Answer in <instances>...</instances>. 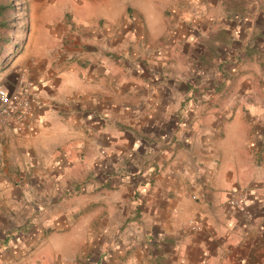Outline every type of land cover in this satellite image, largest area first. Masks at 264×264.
Returning a JSON list of instances; mask_svg holds the SVG:
<instances>
[{
    "label": "crops",
    "instance_id": "1",
    "mask_svg": "<svg viewBox=\"0 0 264 264\" xmlns=\"http://www.w3.org/2000/svg\"><path fill=\"white\" fill-rule=\"evenodd\" d=\"M27 9L0 65L30 99L0 119V264H264V0Z\"/></svg>",
    "mask_w": 264,
    "mask_h": 264
},
{
    "label": "built area",
    "instance_id": "2",
    "mask_svg": "<svg viewBox=\"0 0 264 264\" xmlns=\"http://www.w3.org/2000/svg\"><path fill=\"white\" fill-rule=\"evenodd\" d=\"M30 108V99L24 92L18 90L8 91L0 88V119H10L14 115L24 116ZM242 195L238 192L230 198L234 204L239 203Z\"/></svg>",
    "mask_w": 264,
    "mask_h": 264
},
{
    "label": "rangeland",
    "instance_id": "3",
    "mask_svg": "<svg viewBox=\"0 0 264 264\" xmlns=\"http://www.w3.org/2000/svg\"><path fill=\"white\" fill-rule=\"evenodd\" d=\"M0 1H8V0H0ZM15 8L11 11L14 21L13 26L6 29L7 33L12 36L8 44L3 46V49L0 51V65L2 64V60L11 55L14 51V40H18L22 38L25 34V29L28 24V1L29 0H11ZM10 12V10H8ZM18 46V45H16ZM13 48V49H12ZM9 52V53H8Z\"/></svg>",
    "mask_w": 264,
    "mask_h": 264
},
{
    "label": "trees",
    "instance_id": "4",
    "mask_svg": "<svg viewBox=\"0 0 264 264\" xmlns=\"http://www.w3.org/2000/svg\"><path fill=\"white\" fill-rule=\"evenodd\" d=\"M15 8L11 0L0 1V51L5 44H8L12 36L7 33L6 29L13 26V16L11 11ZM10 10V12H8Z\"/></svg>",
    "mask_w": 264,
    "mask_h": 264
}]
</instances>
